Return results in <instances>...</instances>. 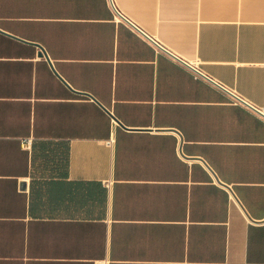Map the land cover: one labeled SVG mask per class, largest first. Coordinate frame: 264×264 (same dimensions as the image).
I'll use <instances>...</instances> for the list:
<instances>
[{"label":"crops","instance_id":"1","mask_svg":"<svg viewBox=\"0 0 264 264\" xmlns=\"http://www.w3.org/2000/svg\"><path fill=\"white\" fill-rule=\"evenodd\" d=\"M112 2L202 78L108 0H0V264H264V122L227 99L264 106V0Z\"/></svg>","mask_w":264,"mask_h":264},{"label":"built area","instance_id":"2","mask_svg":"<svg viewBox=\"0 0 264 264\" xmlns=\"http://www.w3.org/2000/svg\"><path fill=\"white\" fill-rule=\"evenodd\" d=\"M109 4L111 6V9L113 11V21L115 23H121L129 27L131 30H133L138 36L145 39L159 54L166 55L169 59L174 61L175 63L180 64L181 66L187 68L193 75L195 79H201L202 75L196 70L194 67L188 66L185 61H183L178 56L171 53L168 49H166L161 43H159L157 40H155L153 37L147 35L141 28H139L137 25H135L132 21H130L127 17H125L123 14H121L113 5L112 0H108ZM204 78V77H203ZM209 80L208 78H206ZM228 102L231 105L240 106L253 115L259 117L264 122V106H257L254 105L248 101H246L244 98H242L239 95H236L234 93H228L227 95Z\"/></svg>","mask_w":264,"mask_h":264},{"label":"water","instance_id":"3","mask_svg":"<svg viewBox=\"0 0 264 264\" xmlns=\"http://www.w3.org/2000/svg\"><path fill=\"white\" fill-rule=\"evenodd\" d=\"M40 49H41V53H40V54H41V55L44 54L42 48H40ZM21 186H22V188H25V183H21Z\"/></svg>","mask_w":264,"mask_h":264}]
</instances>
